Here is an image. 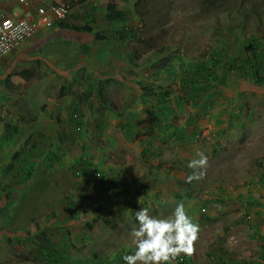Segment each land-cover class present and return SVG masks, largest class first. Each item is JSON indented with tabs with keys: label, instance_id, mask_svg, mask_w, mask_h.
Here are the masks:
<instances>
[{
	"label": "rangeland",
	"instance_id": "obj_1",
	"mask_svg": "<svg viewBox=\"0 0 264 264\" xmlns=\"http://www.w3.org/2000/svg\"><path fill=\"white\" fill-rule=\"evenodd\" d=\"M137 2L125 0V16L120 23L110 21L129 31L128 39L97 46L92 56L82 36L66 29L64 34L56 25L41 27L22 44L21 80L12 81L9 90L25 85L32 97L25 106L8 107L4 125L12 128L10 135L0 124V264H35L43 235L58 247L66 241L76 256L99 253L101 247L118 250L132 242L130 231L141 207L162 217L178 203L198 223L201 212L206 216L193 242V247L204 242L200 253L206 254L214 235H227V221L239 216L232 210L244 201L236 192L254 181L258 162L264 161V84L256 83L251 70L246 74L232 64L247 60L243 46L254 38L264 51V0ZM35 10L30 7L34 19ZM213 51L220 55L217 80L195 86V95L202 98L186 97L189 85L182 81L181 64L209 65ZM26 77L32 81L28 85ZM164 94L174 114L167 118L170 126L160 131L146 120V111L154 108L155 96ZM233 106L245 109L246 120L253 114L259 125L235 132L236 145L218 138L222 131L213 128V120H223L217 113ZM191 117L196 120L186 130L194 132L192 140L163 141L165 134L178 132L175 128L184 129ZM257 138L259 148L253 146ZM197 151L208 157L204 175L188 182L193 171L188 161ZM80 159L107 179L97 183L75 173ZM244 228L234 233H250ZM112 236L116 239L110 243ZM195 247L193 256L201 262Z\"/></svg>",
	"mask_w": 264,
	"mask_h": 264
},
{
	"label": "crops",
	"instance_id": "obj_2",
	"mask_svg": "<svg viewBox=\"0 0 264 264\" xmlns=\"http://www.w3.org/2000/svg\"><path fill=\"white\" fill-rule=\"evenodd\" d=\"M124 1L125 0H82V1L36 0L32 6L37 7V6H45L51 4L69 3L71 5V10L68 19L66 21L68 27L60 28L61 29L60 31L64 33V31L67 30L68 31L67 33H72V35L74 34L78 37L82 36L83 42H81V44L87 45L83 47H85V50H89L87 54H89V56H92L90 55V53L95 51L97 46H103L106 45V43L114 44L116 42V39H118L115 33L119 30L121 31L122 27L114 28V24L116 22H119V20L117 18L113 19L109 17L107 4L110 2L115 3L117 9L123 11L125 14ZM126 1L128 4L134 3V0H126ZM22 10H23L22 7L16 4L14 0H0L1 14L7 16L13 14H20ZM25 12L26 9H24L23 13ZM110 21L111 22L115 21V23L112 25ZM109 25L111 26L110 30L108 29ZM69 28H73V29H69ZM84 28L85 29L92 28V31L90 33L86 32ZM97 35L100 38L97 37ZM127 39L128 37L124 40ZM21 45L19 46V48L17 47L16 49H14L11 53H8L6 56L0 58V124L2 125H4V122H6L5 119H6V114L9 110L8 107L11 106L19 107V105L25 106L27 103L28 96H31L32 93L30 92L28 94V92L24 90V88L26 87L25 85L21 87L12 88V90H9L10 83L12 81L21 80L20 72L22 71L21 69L22 59L24 57V54L22 52L23 50H25V46L24 45L21 46ZM116 55L118 56V54L115 53V58ZM24 80H27L26 81L27 85L30 82H32L27 77L24 78ZM229 92L230 94L233 93L231 90H229ZM22 99L24 101H22ZM256 110L258 111L259 108H257ZM217 114L223 115L222 118L223 120L219 118L220 116L215 120H213L214 122L213 128L217 129L218 130L217 132L221 133L222 131V136H218V138L221 139L225 138L228 141H230L231 139L232 140L230 142L231 145L237 144V142L234 141L236 136L235 132H238L239 130L243 131L244 128L255 130L256 128L258 129L259 127V125H256L253 122L252 118H255L253 114H249L251 117L249 116V118L246 120L245 109L240 108V106H236V107L233 106V108H229L228 110H224L223 112H218ZM237 115L241 117L240 120L242 121V123L240 120L237 119ZM203 116L208 118L209 113L204 114ZM188 122L189 119L188 121L185 120L184 129L177 130V128H175L176 129L175 131L178 132H172V133L185 132L184 133L185 135L187 133L192 132L186 130V127L187 128L190 127ZM145 125H147V123ZM168 126H170V123ZM148 128H150V125ZM232 136H234L233 137L234 139L231 138ZM241 146L244 147L245 144H241ZM253 146L259 148L260 146L259 138H257V141H255V144ZM261 151L264 152V147L263 150ZM261 151H259V153H261ZM240 178H242V176H237V179ZM245 184L246 185H244L243 188H240V190L236 192L238 199L241 198L242 201H244V203H239L240 207L237 205L236 208L237 211L232 210L234 211V213H238L239 216H235L234 219L232 218L231 220L229 219L227 221L229 227V233H227V235L224 236L215 234L214 239L212 238V240L209 238L211 241H213L210 242L211 245L209 244L210 245L209 249L212 250L210 252L206 251V254L200 253L202 251L201 246H203L204 242L203 244L202 242H199V244H202L199 247L194 246L197 250V253H200L202 255L201 258L202 261L198 262V260H196L197 257H194L192 252L190 255H188L191 258L192 261L191 264H205L204 260H206V258L214 261L215 260V258H213L214 255L217 258L220 254L223 253L227 255L229 258L228 264H264V164L263 163H261V165L259 166V173H256V177L254 178V181H251L250 179ZM255 186H256L255 189H257V191H254ZM244 188L246 190H244ZM252 191L254 192V194ZM227 193L229 194V191H227ZM242 224L245 225L244 229H250L249 230L250 233H248L245 236H237L234 233V231L237 229V227H240V225ZM113 238H115V236L111 237L110 243H112ZM88 239L90 240L89 237ZM105 239L106 237L102 241H104ZM82 241L85 242L86 238H84ZM52 242L55 244L57 249V254L59 255V257L61 256L62 260L56 263H50L45 255L43 256V254L41 255L40 253H37L38 256H36V262H34L35 264H83V260L85 261L86 259L92 260L91 264H109L115 262V259L118 256H121L123 252L132 250L131 247L132 242L131 243L124 242L123 244H121V247H119L118 250L115 251L111 247H106V248L101 247L100 249L102 251L99 253L94 251V252L84 253L83 255L79 254L76 256L73 255L72 252H70V249L66 241L64 240L62 241L61 247H58V244L55 240H52ZM208 254H210L212 257L209 256Z\"/></svg>",
	"mask_w": 264,
	"mask_h": 264
},
{
	"label": "trees",
	"instance_id": "obj_3",
	"mask_svg": "<svg viewBox=\"0 0 264 264\" xmlns=\"http://www.w3.org/2000/svg\"><path fill=\"white\" fill-rule=\"evenodd\" d=\"M82 1V0H79ZM140 3V0H138L137 5ZM107 10L109 12V17L113 18V19H118L119 21L122 20V18L125 16L124 12L120 11L117 9L116 4L113 2H110L107 4ZM139 19L141 20V14L136 11ZM56 27L58 28H66L68 27V25L66 24V21L64 22H60L55 24ZM69 29H73V28H69ZM84 30L86 32H91L92 28H84ZM116 36L118 37L119 40H123L126 39L127 37H129L130 32L128 31H117ZM97 37H99L97 35ZM100 38V37H99ZM244 51L248 54V58L246 61H238L236 63H233V66L236 67H241L243 73L248 74V70H251L253 73V77L254 80L256 81V83H258L259 85H263L264 84V51L262 48V43L260 41V39L254 38L253 40H250L248 42L245 43V45L243 46ZM135 57H138L137 54L133 53ZM210 56V64L208 65L206 62L204 61H198L194 64V66H184L181 64V72L183 74V83H187V85H189V87L186 90V97H189L190 99H200L199 97L201 96H196L195 92H196V87L198 84H207L211 81L217 80L216 74H215V68L220 64L219 61V53L218 52H210L209 54ZM226 67H229L231 69V65H227ZM185 80V81H184ZM184 85V84H183ZM194 91V92H193ZM193 92V93H192ZM167 94H164L163 96L161 95H157L155 96V100H156V104H154V108L150 111H146V120L149 122H153L156 125H158V127L161 129L160 131H162L163 129H166L167 127H169V122L167 123V118L170 115L174 114V109L173 107H171L170 105L167 104V102L164 100V97H166ZM202 98V97H201ZM181 99H178V101H176L175 103H180ZM207 104V109L210 107L209 101H206ZM76 112H73V123H76ZM194 120H196V117H192L189 119V125L190 128H192V122H194ZM5 135H10V133L13 131L11 130L12 128L6 124L5 127ZM173 138H177L178 140H182V139H193L194 138V132H190L187 133L185 135H183L182 133H172L169 132L167 134H165L163 136V141L168 142ZM261 163L264 164L263 160H259L258 162V166L261 165ZM31 168H29L28 170H30ZM75 173H77L78 175H81L82 177H86L88 176L91 179H94L97 183H103L104 179L106 180L107 178L101 173L99 172V170L93 166L92 164L88 163L85 159H80L79 163H78V167L77 170L75 171ZM83 174V175H82ZM118 180L113 181L116 182ZM121 181V180H120ZM122 182V181H121ZM123 183V182H122ZM123 185H117V189L121 190ZM191 194H187V197L190 198ZM206 218V216L201 212V222L202 223L204 221V219ZM28 234V233H27ZM44 236V240L43 243L38 247V253H40L41 255L43 254V256L45 255L47 260L50 263H56L61 259V256L59 257V255L57 254V249L55 244L52 242L51 239H49L48 237ZM209 256H211L210 254H208ZM121 256H118L115 259V262L109 263V264H123L124 261L121 260L120 258ZM212 257V256H211ZM215 260H214V264H228V256L225 255L224 253L221 254V257H217L214 255ZM55 261V262H54ZM191 258L186 255V254H181L180 256L177 257L176 261L174 262V264H191Z\"/></svg>",
	"mask_w": 264,
	"mask_h": 264
},
{
	"label": "clouds",
	"instance_id": "obj_4",
	"mask_svg": "<svg viewBox=\"0 0 264 264\" xmlns=\"http://www.w3.org/2000/svg\"><path fill=\"white\" fill-rule=\"evenodd\" d=\"M208 157L197 151L188 161L193 169L187 181L199 180L204 175ZM137 224L131 229V251L121 255L124 264H174L182 253L193 252V242L200 231L199 223L189 214L183 203H178L168 216L151 215L147 207L135 212Z\"/></svg>",
	"mask_w": 264,
	"mask_h": 264
},
{
	"label": "built area",
	"instance_id": "obj_5",
	"mask_svg": "<svg viewBox=\"0 0 264 264\" xmlns=\"http://www.w3.org/2000/svg\"><path fill=\"white\" fill-rule=\"evenodd\" d=\"M14 1L26 9V12L8 16L0 13V58L32 38L41 27L44 29L67 21L71 10L69 3L37 6L35 10L37 18L34 19L30 7L36 0Z\"/></svg>",
	"mask_w": 264,
	"mask_h": 264
}]
</instances>
